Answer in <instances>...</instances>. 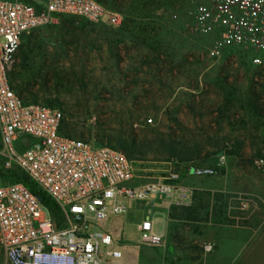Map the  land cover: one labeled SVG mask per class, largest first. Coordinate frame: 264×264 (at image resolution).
<instances>
[{
  "label": "rangeland",
  "instance_id": "rangeland-1",
  "mask_svg": "<svg viewBox=\"0 0 264 264\" xmlns=\"http://www.w3.org/2000/svg\"><path fill=\"white\" fill-rule=\"evenodd\" d=\"M101 1L122 16L119 26L65 20L33 31L22 40L12 83L27 103L52 102L84 122L80 132L91 129L113 140L122 132L138 134L148 148L131 160L134 188L163 183L170 173L183 182L196 168L201 189H192L191 205L178 206L172 197L127 200L121 219L100 226H117L125 240L145 246L151 234L139 233L138 226L148 217L152 235L164 238L167 224L157 215L169 212L174 227L167 257L172 264H204L203 240L214 226L225 220L264 226V171L257 165L264 159V113L252 111L257 97L264 111V62L256 65L244 50L225 48L215 33L197 29L195 10L204 0ZM114 43H125L122 55ZM170 136L199 146L200 157L181 165L166 161L162 141ZM97 138L91 140L98 145ZM7 171L0 158V185L14 183L2 175ZM122 248L123 260L139 257Z\"/></svg>",
  "mask_w": 264,
  "mask_h": 264
},
{
  "label": "built area",
  "instance_id": "built-area-1",
  "mask_svg": "<svg viewBox=\"0 0 264 264\" xmlns=\"http://www.w3.org/2000/svg\"><path fill=\"white\" fill-rule=\"evenodd\" d=\"M200 31L215 33L220 44L264 62V0H204L195 10ZM64 19L117 27L122 16L98 0H0V158L6 170L19 169L60 208L59 229L41 199L21 183L0 185V247L5 264H114L123 254L99 226L126 212L125 202L172 197L189 206L194 192L179 173L164 182L134 188L132 161L121 151L62 135L63 112L27 103L11 75L24 36L57 26ZM152 120L148 121L151 124ZM264 171V159L257 162ZM147 219L141 232L160 246ZM214 250L205 246L206 253Z\"/></svg>",
  "mask_w": 264,
  "mask_h": 264
},
{
  "label": "crops",
  "instance_id": "crops-1",
  "mask_svg": "<svg viewBox=\"0 0 264 264\" xmlns=\"http://www.w3.org/2000/svg\"><path fill=\"white\" fill-rule=\"evenodd\" d=\"M34 1L42 3L46 2V0ZM102 4L107 6L105 3ZM132 19L137 20L142 18L134 17ZM124 35L127 34L124 33ZM113 45L114 47L112 49H114L116 54L118 53L119 55H122L124 53V49L126 48L125 43H114ZM263 119L264 117L261 118V120ZM195 172V170H191L188 178L182 183L187 188L199 190L201 188L198 186L195 179L197 177L202 178V176L195 175ZM224 189L227 190L226 185L224 186ZM124 214L120 216L122 217ZM120 216H118L119 219H121ZM157 216L164 219L167 224L166 236L164 238L158 237L162 240V244L160 246H153L150 244L141 246L135 244L132 241L125 240L123 237L124 235L122 233L120 234V230L117 226L99 227L102 232L109 233L113 236L116 247L119 251H121L123 249L122 247L125 246L130 253L131 251L134 253L135 251L139 253L138 258L130 254L131 257L133 256L132 258H130L128 261L121 259L117 261L119 262L118 264L173 263L166 255V246L170 241V235L174 227V220L170 218L169 212L165 213L163 210L161 214H158ZM147 219L148 217L144 221ZM227 222L228 221L225 220V223L222 226H214L212 229V235L209 238L203 240L204 246L213 245L215 248L214 252L208 253L206 255L204 264H264V226H230ZM141 225L138 226V232L142 234ZM147 237H145V239ZM122 258H124V254Z\"/></svg>",
  "mask_w": 264,
  "mask_h": 264
},
{
  "label": "trees",
  "instance_id": "trees-1",
  "mask_svg": "<svg viewBox=\"0 0 264 264\" xmlns=\"http://www.w3.org/2000/svg\"><path fill=\"white\" fill-rule=\"evenodd\" d=\"M98 1L100 3H103L101 0H98ZM107 8L112 11V9H110L109 7ZM65 20H72V19H64L62 23ZM73 21H76V20H73ZM118 57H119V61H121L119 55L117 56V58ZM35 104H38V103L35 101ZM53 104L54 103L51 102L50 106L48 107L58 108L64 114L61 133L65 137L70 138V139H75V140H84L87 142H92L91 137L97 136L98 137L97 139L100 142L98 144L99 146L110 147L115 150L121 151L130 160H133V158H136V157L143 158V156L146 155L145 149L148 147L147 145H144V143L140 142V136L138 134L133 133V134H130L129 137H127L126 133L122 132L116 137V140L115 139L113 140L110 136L107 137V135L103 136L101 134H93L91 129L89 133L87 134L85 132H80L79 127L81 125H85V123L82 122L81 124L80 121H77L74 116H67L60 107L53 105ZM252 111L257 116H261L264 113L263 109L260 108L258 97L256 98L255 102H253ZM162 147H163L162 149H163L164 154L168 155V157L165 158L166 161L177 163L178 165L193 162L195 158L200 157V154H201V152L198 151L199 146H194V147L190 146L187 141L177 139L173 136H170L168 139L163 140ZM232 153L234 154L236 152H232ZM193 169L197 171L196 168L193 167ZM199 171H202V170H199ZM206 171L216 172V170L214 169H210ZM2 175L10 176L11 178H13L14 183H21L27 186L35 195H37L41 199L43 205L50 211L52 218L54 215L59 220L57 224L58 228L63 229L66 227V226H63L65 219H64V216L60 208L49 196L43 193L40 189H37L35 184L30 180V178H28L27 176L18 177L17 173L10 171V170L3 173Z\"/></svg>",
  "mask_w": 264,
  "mask_h": 264
}]
</instances>
